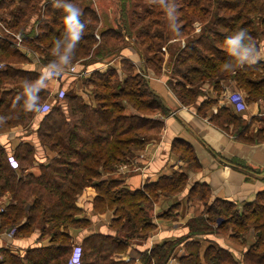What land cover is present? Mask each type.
Segmentation results:
<instances>
[{"label": "trees", "instance_id": "16d2710c", "mask_svg": "<svg viewBox=\"0 0 264 264\" xmlns=\"http://www.w3.org/2000/svg\"><path fill=\"white\" fill-rule=\"evenodd\" d=\"M92 3L93 0L74 3L82 10L81 22L86 28L71 63L80 57L102 62L101 58L123 51L125 56L121 62L125 76L114 82L113 77H120L115 67L104 72L93 70L86 80L94 86V105L66 88L62 98L55 95L63 101L54 103L51 112L43 115L37 131L40 143L56 155L42 164L39 176L25 172L34 160L30 143H23L15 153L16 167L5 155L6 163L12 169L19 168L21 174L0 169V197L6 191L11 196L10 203L0 210V228H15L17 234L30 235L41 227V236L50 235V243L29 247L24 252L2 248L0 264H70L77 245L81 247V264H130L110 257L115 252L125 251L132 237H146L154 229L149 204L158 200L161 192L173 195L187 188V174L181 172L161 178L146 190L134 192L117 178H103L105 173H112L119 164L126 162L134 149L142 147L145 136L161 130L163 122L154 115L159 112L166 115L169 109L145 75L150 69L157 75L163 72L164 59L159 53L163 52L162 45L155 51L151 41L142 47L152 36V21L138 26L136 19L130 20L123 6L120 18L116 19L120 30L114 26L100 29L102 39L97 44L100 14ZM178 11L181 14L176 17V36L183 38L185 43L180 42L179 49L169 52L172 71L169 81L174 92L184 102L195 103L203 94V81L210 80L219 86L221 79L230 78L246 92L248 103L264 101V61L236 66L225 43L227 37L240 30L252 37L255 46L264 40V0H186L178 6ZM0 13L6 16L1 19H6L11 29L21 33L23 43L37 51L43 65L51 61L59 63L52 49L54 42L64 36L65 25L63 12L54 6V0H0ZM147 18L143 16L142 21ZM195 20L202 24L199 31L194 26ZM158 37L155 33L152 38ZM111 39L115 42L111 43ZM131 43L145 50L141 72L127 56L126 50ZM32 60L33 57L17 44L0 35V64L5 63L0 68V116L6 119L0 123L3 127L26 126L37 115L25 112L27 97L22 86L25 81L37 80L41 72L18 66ZM226 62H232V70L223 68ZM65 79L60 82L63 84ZM186 82L191 86L186 87ZM17 95H21V99L15 102ZM34 95L37 97L35 103L41 106L53 94L45 88ZM130 107L131 112L127 111ZM214 120L219 125H236V132L242 137L249 135L246 134L248 129H244L243 118L233 111L224 110ZM181 155L191 163L195 161L188 148ZM4 164L0 157V168ZM88 188L96 191L94 208L102 213L113 210L116 217L111 221L112 228L123 234H95L80 244L74 243L70 227L89 223L78 218L81 208L77 203ZM250 219L256 240L242 256L238 257L228 246L211 241L203 255L197 250L196 254L178 258L183 264H264V191L257 193L252 201L243 203L242 209L229 201L207 199L205 213L188 221L187 236L155 244L142 259L144 264H168L173 255H178L177 248L182 242L192 236L213 233L214 223L220 230L230 222L246 225ZM232 235L239 234L235 230Z\"/></svg>", "mask_w": 264, "mask_h": 264}, {"label": "crops", "instance_id": "0c3cea01", "mask_svg": "<svg viewBox=\"0 0 264 264\" xmlns=\"http://www.w3.org/2000/svg\"><path fill=\"white\" fill-rule=\"evenodd\" d=\"M196 24H194L196 31H199L202 24L200 22ZM256 48L259 53L258 60L264 61V40ZM21 49L33 57V60L20 63L18 66L37 70L45 66L39 61L36 52L31 49L24 50L22 47ZM126 52L127 56L136 63V70L141 72V65L144 62L139 56L141 50L131 43ZM163 55L167 61L168 53L164 48ZM119 61L118 55L107 62L89 60L83 62V70L79 69L74 74L65 75L71 78H74L73 75L83 76V90L89 95L88 97L83 93V98L92 104L94 98L87 89L90 85L86 79L96 69L102 72L109 67L122 69ZM166 61L163 62L162 74L157 75L151 69L145 74L150 86L162 97L169 109L166 115L161 113L154 115L163 122L161 130L145 136L144 145L134 149L126 162L119 164L112 173H105L103 178L109 176L117 178L133 192L139 189L146 190L149 185L159 182L161 178L172 177L180 172L187 174L188 184L183 192L175 195L161 192L158 200L149 204V213L155 224L154 229L146 237H132L125 251L115 252L110 257L116 261H128L130 264H144L143 254L149 252L155 244L187 236L188 221L205 213L207 199L229 201L239 208L242 203L252 201L257 193L264 191V101H252L248 103L245 111H235V106L230 100L231 94L242 92L246 99L247 94L237 86L234 79L229 78L221 79L219 86L210 80L203 81L201 83L203 94L195 103H186L171 86L169 79L172 71ZM75 64L77 68L80 65L79 62ZM66 82L70 81L65 79L62 84L59 80L52 79L46 82V88L53 93L55 88L61 86L66 88ZM67 86L70 87L71 84L68 83ZM189 86L191 84L186 82V87ZM62 101L63 99L51 95L47 103L53 105ZM204 101L209 103L203 105ZM224 110L233 111L243 118L244 129L250 131L248 136L242 137L240 133L233 132L232 123L219 125L214 120L216 116L223 114ZM128 111L131 112L132 108L130 107ZM43 115L37 114L26 126L6 128L0 124V157L5 163L0 169L13 170L17 175L21 174L19 168L12 169L6 163L5 155L9 156L12 165L16 167L15 153L25 142L30 143L34 149V160L32 165L25 169L27 173L31 172L39 176L42 164L48 163L56 155V152L44 147L39 141L37 130ZM187 148L193 153L195 159L193 163L181 155ZM3 193L5 194L0 197V206L5 207L10 203L11 196L8 191ZM95 195V189L88 188L77 202L81 208L78 218L88 220L89 223L85 226L70 227V234L75 244H80L85 238L95 234L114 236L123 234L112 228L111 221L116 217L113 210L102 213L94 208ZM211 241L230 248L234 247L229 235L192 236L179 245L178 255H173L168 264H183L178 257L193 252L196 254L197 250L203 255ZM49 243L50 235L41 236V227L30 235L17 233L9 235L8 229L0 228V253L2 248L24 252L29 247L45 246Z\"/></svg>", "mask_w": 264, "mask_h": 264}, {"label": "rangeland", "instance_id": "374dc122", "mask_svg": "<svg viewBox=\"0 0 264 264\" xmlns=\"http://www.w3.org/2000/svg\"><path fill=\"white\" fill-rule=\"evenodd\" d=\"M80 0H75L74 3H78ZM186 0H93V3L95 8L97 9V11L100 14V22L98 24V33L100 34V29L104 28V27H109V26H114L117 28L116 25V19L120 18L121 15V10L123 8V6L126 7L127 9V13H128V17L130 18L131 21H134V19H136L137 21V25L141 26V24L143 23H148V21H152V25H151V31H152V36L150 39H148V42H145V44H142V47H146L145 45H148L149 43L153 42L154 45L152 47V49H154L153 51H155L156 49H158L159 45H162V47L165 49V52L168 53V60L166 61V59L164 58L163 52H159L161 53V55H163V59H165L164 61H166V64L169 65L171 67V60L169 61V52L171 50L174 49H179V44L180 42L183 43L184 39L183 38H179L176 36V17L178 15L181 14L180 11H178V6L182 5L183 2ZM176 5V10H177V14L173 13V15L170 17L168 15V9L172 6ZM152 7V8H151ZM134 11H137V14H134ZM152 11H154V13H152ZM3 12V10L1 11ZM147 16V20L146 21H142L143 16ZM6 17L3 13H0V33L1 35H3L5 38H7L9 41L14 42L15 44L17 43V39L16 37H14L13 33H20L19 31H17V29H11L7 23H6V19H1L2 17ZM139 21V22H138ZM198 22H200V20H195L194 24H198ZM196 24V25H197ZM118 30H120L119 28H117ZM221 29H225L224 27H222ZM37 30V29H36ZM155 33L158 34V38L154 40L152 37L155 36ZM21 34V33H20ZM163 35V36H162ZM126 36V34H124V37ZM16 39V42H15ZM97 44L100 43L102 37L100 34V38H97ZM125 40L128 42V38L127 36L125 37ZM151 41V42H150ZM178 41V42H177ZM111 43L115 42V39H111L110 41ZM130 44V43H129ZM184 44V43H183ZM17 47H19L21 49V47L25 50L27 49H31L28 45H25L24 43L22 45H18ZM32 50V49H31ZM167 50V51H166ZM34 52H37L35 50H33ZM121 52H115L116 55L119 56V65L122 67V53ZM142 53L145 52L144 49L141 50ZM139 53L140 58L144 61V54ZM115 54L113 55H107L106 57L101 58L103 62H107L109 61L113 56H116ZM146 54H148V52L146 51ZM124 55V54H123ZM159 57H162L160 54H156ZM82 56V55H81ZM138 56H136L137 58ZM96 59H98L96 57ZM95 61L93 59H83V57L78 58L76 61H73L70 65L78 63L79 62V67H76V70H83V62L86 61ZM100 60V59H98ZM163 61V62H164ZM118 62V61H117ZM5 64V63H4ZM69 65V66H70ZM76 65V64H75ZM69 66H65L62 64H57V68H65L64 71H67ZM118 74L120 77L115 76L112 79H114V82H118L120 79H122L125 76V73L122 69L117 70ZM76 73V72H75ZM74 74V73H72ZM91 75V74H90ZM89 75V76H90ZM74 78H71L69 76L65 75L66 81H70L68 83L71 84V88L69 86H67V84L65 85L66 87V91H70L71 93H76V94H80L83 96L84 95L89 97L87 92H84L83 90V76H75L73 75ZM77 77V78H76ZM174 78V77H173ZM85 87V86H84ZM93 84H91L87 89L90 91L89 93L91 94V96L93 97ZM57 88H55L56 90ZM94 98V97H93ZM88 100L90 98H87ZM94 103V101L92 102V104ZM128 111V110H127ZM160 113V112H159ZM162 114V113H161ZM233 132H236V125H233ZM250 131H247V134H249ZM175 195V194H174ZM243 205V203H242ZM242 205L239 207L242 209ZM4 207V205L0 206V210H2ZM218 218V217H217ZM252 219L248 220L246 225L243 226H239L238 224H235L233 222L227 223L225 226L222 227V229L218 230L216 227V224H213L214 227V232L209 234V235H229L230 239H231V244L234 247H231V249L233 250V252L238 256H242L243 252L246 251V249L248 248V246L250 244H252L253 242H255L256 240V236H255V230L252 226ZM246 226H251L249 230L245 229ZM235 230L238 232V236L234 237L233 235H231V233L233 234L235 232ZM204 235H200V236H205ZM173 257V256H172ZM171 257V258H172ZM170 258V259H171ZM169 259V260H170Z\"/></svg>", "mask_w": 264, "mask_h": 264}, {"label": "clouds", "instance_id": "9594fccd", "mask_svg": "<svg viewBox=\"0 0 264 264\" xmlns=\"http://www.w3.org/2000/svg\"><path fill=\"white\" fill-rule=\"evenodd\" d=\"M54 6L61 9L63 12L65 34L62 38L54 42L52 54L58 57L59 64L67 67L71 64L75 49L84 35L86 25L81 22L82 10L74 3H71L70 0H54ZM173 13L177 14L176 5L168 9V15L170 17ZM225 43L229 54L235 60L236 66L243 67L246 64L253 65L259 59V53L255 43L245 30L237 31L233 35L227 37ZM66 67L53 71V69H57V64L51 61L40 69L41 74L37 80L31 83H29V81L23 83V94L27 97L24 103L26 113L46 115L51 112V104L46 103L37 106L35 103L37 97L34 94L45 89L47 83L52 79L62 76ZM223 68L225 70H232V62H226ZM61 95H63V93H61ZM20 99L21 95H17L15 102H18ZM232 99L238 102L235 111L242 112L246 110L247 105L244 102L239 103V101H244V97L241 94H234ZM5 120L4 117L0 116V123L5 122ZM79 255L80 253L77 250L73 255L72 264H78Z\"/></svg>", "mask_w": 264, "mask_h": 264}, {"label": "built area", "instance_id": "2783aa9c", "mask_svg": "<svg viewBox=\"0 0 264 264\" xmlns=\"http://www.w3.org/2000/svg\"><path fill=\"white\" fill-rule=\"evenodd\" d=\"M0 22H1V20H0ZM0 35H1V33H0ZM13 35H14V37H16V39L18 40L16 44H18V45H22V44H23V36H22L20 33H13ZM96 37H97V38H100V34L98 33V31L96 32ZM16 39H15V42H16ZM4 65H5L4 63H1V64H0V68L3 67ZM56 70H58V68H57V69H53V71H56ZM76 71H77V70H76V65H75V64H72V65H70V66L68 67L67 71H64V73H63L62 76H60L59 78H55V79H57V80H59V81L64 80V79H65V74H68V73L72 74V73H75ZM61 93H63V95H61ZM52 94H53V95H56V94H57L58 97L62 98V97L64 96V94H65V88H64L63 86H61V87H59L58 89L54 90ZM234 94H241V95L244 97V101H239V103H243V102H244L246 105H248V102H247L246 96H245L242 92H236V93H234ZM234 94H231V96H230V100H231V102L233 103V105L236 107V104H237L238 102H237V101H234V100L232 99V96H233ZM261 112H262V111H261ZM262 113H263V112H262ZM15 233H16V229H15V228H11V229L8 230V234H9V235H14ZM77 250H78L79 253H80L79 258H78V264H81V263H80L81 247L78 246V245L75 246L74 253H75ZM74 253H73V255H74ZM73 255H72V257H71L70 264H72Z\"/></svg>", "mask_w": 264, "mask_h": 264}]
</instances>
